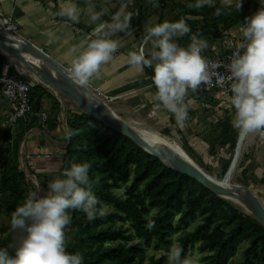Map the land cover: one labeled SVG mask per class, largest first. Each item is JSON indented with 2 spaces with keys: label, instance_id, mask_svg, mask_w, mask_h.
Listing matches in <instances>:
<instances>
[{
  "label": "trees",
  "instance_id": "16d2710c",
  "mask_svg": "<svg viewBox=\"0 0 264 264\" xmlns=\"http://www.w3.org/2000/svg\"><path fill=\"white\" fill-rule=\"evenodd\" d=\"M185 1L196 3V0ZM260 3L259 0H243L239 11L236 3L224 6L222 0H213L212 6L200 9L188 7L185 13L198 20H185L191 32L176 38V42L186 47L190 36L198 34L208 39L204 54L212 56L214 42L222 41L226 32L239 27L259 9ZM217 8H222L219 16L215 14ZM141 20V16L131 19L130 26L122 33L139 28ZM179 20L174 18L170 22ZM4 62V57L0 56V73ZM146 71L153 75L152 69L146 68ZM9 72L13 73L14 69L10 68ZM44 96L51 97L59 107L53 96L36 85L30 92V104L35 113L41 108ZM51 124L56 125L55 120H50L49 126ZM38 125L39 117L27 116L14 125L16 137L8 131L9 135L4 138L7 144L0 150V204L7 213H13L28 192L33 191L20 169L18 157L24 135ZM216 127L219 133L209 143L214 146L213 142H218V148L227 147L233 155L240 132L228 118ZM69 130L73 133L70 138ZM65 142L60 171L63 173L73 162L87 163L92 191L100 201L98 207L111 209L105 211L106 215L97 214L91 220L80 210H69L71 223L66 228V249L80 253L83 264H167L165 256H151L144 263L145 251L151 245L157 250H166L171 246L170 237L177 233H181L177 246L183 249V255L196 249L204 254V264H230L243 244L239 264H264V227L243 206L170 169L126 136L80 111H66ZM213 151L214 147L212 154ZM230 160H225L221 173L211 177L223 179ZM246 169L242 170L243 177ZM149 221L154 222L151 229L147 227ZM117 223L120 227H115ZM125 223L129 229L121 228ZM3 244L0 241V248H4ZM13 252L9 250L10 254Z\"/></svg>",
  "mask_w": 264,
  "mask_h": 264
},
{
  "label": "clouds",
  "instance_id": "9594fccd",
  "mask_svg": "<svg viewBox=\"0 0 264 264\" xmlns=\"http://www.w3.org/2000/svg\"><path fill=\"white\" fill-rule=\"evenodd\" d=\"M213 0H196L188 7L200 9L212 6ZM230 6V0H222ZM251 16L246 17L241 28L242 41L236 46L226 66L227 76L219 71L221 62L206 58L202 53L208 47L206 40L198 34L190 36L185 47L176 42L178 36L187 35L191 28L183 19L175 22L163 21L145 26L144 44H151L146 53L141 47L128 53V62L138 72L145 68L153 70L150 87L155 88L153 99L157 107H163L175 117L179 128L188 119L186 97L189 91L196 93L201 86L227 84L231 93L229 102L234 109L232 126L242 134L258 133L264 138V0ZM236 10L242 8V0H236ZM90 18L99 19L98 13L89 7ZM215 14H222L217 8ZM73 22L79 21L72 9L61 11ZM131 13L123 7L113 17L111 23H101L84 41L83 47L70 50L68 76L78 86H87L95 77L99 78L101 68L108 64L119 49V42L111 36L125 31L130 26ZM47 35L51 36L49 32ZM94 37V38H93ZM190 103V101H188ZM73 133L68 131V138ZM92 191L87 163H71L57 178L47 184V192H28L24 201L12 214L11 227L21 230L23 235L14 252L0 248V264H83L80 253H70L66 249V228L71 223L69 210L84 212L89 220L106 215L104 206ZM147 227H154L149 221ZM197 247L199 245L197 244ZM167 264H197L194 255H183V249L175 243L167 254Z\"/></svg>",
  "mask_w": 264,
  "mask_h": 264
},
{
  "label": "crops",
  "instance_id": "0c3cea01",
  "mask_svg": "<svg viewBox=\"0 0 264 264\" xmlns=\"http://www.w3.org/2000/svg\"><path fill=\"white\" fill-rule=\"evenodd\" d=\"M92 2L96 4L91 5ZM100 3L101 0H0V14L2 18L11 19L16 27L17 35L40 48L61 65L70 66V50L74 47H83L84 41L91 36L97 25L102 23V12L97 7ZM90 6L100 14L96 21L90 18ZM72 9L79 16L78 22L68 19L67 15H60L62 10L67 12ZM49 32L52 33L51 36L47 35ZM111 38L117 40V37L111 36ZM118 40L120 56L103 65L99 78L94 77L88 85L97 88L105 95L108 94L109 98H112H110L111 106L115 111L117 110L116 113L119 116L138 120L141 118L140 112L149 108L155 111V119L141 118L142 124L148 125L147 127L150 125V129H153V126L160 127V124H163L164 128L169 126L171 129V120L167 119L168 111L157 107L158 102L153 99L155 88L150 87L151 73L147 72L146 68L142 73L138 72L128 62L130 51H138L144 47L147 53L151 49V44H144L143 40L141 42L130 40L127 35L119 37ZM28 77L31 78L29 75ZM48 93L53 96L51 92ZM0 96H2L1 93ZM58 104L61 110L58 111L55 108L54 114L53 103L49 101V98H45L41 108L37 111V113L46 114L47 118L43 125L45 127L38 125L31 128L25 134L21 145L22 151L20 150L21 154L23 153L26 157L30 171L41 178L39 180L33 176L38 180L42 192H44L42 185L46 183L44 178H47L50 173H58L59 170L57 164L61 162L60 157L66 144V111H80L76 105L66 99H64L65 111L59 102ZM9 107L7 103L5 113ZM169 114L172 116L170 112ZM50 120H55L56 125L49 126ZM45 153L49 154L48 159H43L42 155ZM37 155L41 156L37 157ZM45 192H47V186Z\"/></svg>",
  "mask_w": 264,
  "mask_h": 264
},
{
  "label": "rangeland",
  "instance_id": "374dc122",
  "mask_svg": "<svg viewBox=\"0 0 264 264\" xmlns=\"http://www.w3.org/2000/svg\"><path fill=\"white\" fill-rule=\"evenodd\" d=\"M259 1L261 2V0ZM230 3L232 4L236 3V0H230ZM92 4H96V3L92 2L91 5ZM188 5L189 3H187L185 0H165V1H162V0H105L103 1L101 0V3L98 4L97 7H99L102 12L101 14L102 23H111L112 17L118 11H120L122 7L125 13L132 14L131 19L133 20L137 16H141L142 22L140 23L139 28L133 29L127 34H124L122 33V31H120L112 35L115 38L117 37L116 38L117 40L119 39V37H124L125 35H127L129 36L130 40L132 39V40L141 42L145 35L146 25H149V24L154 25L156 23H161L165 20L167 21L173 20L174 18H177L180 20L183 19L184 21L185 20H188V21L198 20L197 18L187 15L185 13L186 8H188ZM200 26L201 24H199L198 29L200 28ZM228 33L229 31L226 32L223 38L224 39L223 41H227V42L230 41L229 39H231V37L228 36ZM178 37H181V36H178ZM202 39L208 41V39L206 38H202ZM214 43L219 44V42H214ZM120 54H121L120 50L118 49V51L114 54L113 59L120 56ZM25 59L28 62L35 64L31 58L26 57ZM14 66H16L21 72H24L23 76L28 77L29 75L31 78H33L34 81H36L34 77L27 70H25L24 68L20 66L19 63H17ZM42 88L44 87L42 86ZM44 89L46 92L47 91L50 92L46 88ZM98 91L101 92L100 90ZM54 93L56 94V92ZM101 93L104 94L103 92ZM213 96H215L213 92L208 93L204 96H199V97H193L190 94H188V97L186 98V101H190V103L186 102L187 107H188V119L186 120L185 126L183 128H179L176 124L174 115L171 113L172 114L171 116L169 112H167V115H168L167 119H170L171 124H172L170 125L171 129L169 128V126L167 128H164L163 124H160V127L153 126V129H150L149 128L151 127L150 125L149 127H147L148 125H144L140 122L141 118H147L148 120L155 119L154 116L153 117L147 116L149 108L147 109L145 108L140 112L141 118H138L139 121L136 120L137 118L136 119L124 118V119L130 122L131 126L146 141H151L157 138L158 140L164 143H167L170 146L172 145L171 147L175 149L181 148L182 151L185 150L188 153V155H190V157L187 154L186 155L189 158H191L192 161H194L197 165H199L202 171H204L209 176H213L215 174L221 173L222 166L225 160H230V159L232 160V157L234 155V153L232 155L231 151L227 147L218 148V145H219L218 142H215V143L213 142L214 146L211 143H209V141H212L219 133V127H216V126H218V124H222V122L226 121L227 118L229 119V122L231 123L232 116L234 114V109L230 103L227 104L223 101L214 100ZM45 98H49V101L53 103L52 109H53L54 114H55V108H57L56 110L58 111L61 110V109H58L59 108L58 106L55 107L56 102L52 100L51 97L44 96L43 99L41 100V104L42 102H44ZM62 99L64 101L65 98H62ZM99 99L102 102H104L107 106L112 105L110 103L111 101L110 99L109 100L101 99V98ZM160 108L162 110L164 109L162 106ZM6 109H7V103L5 102V99L2 96H0V150L5 148L7 144V142L4 141V138L9 135L7 133L8 131L10 135L13 137H16V134H17V131H15V128H16L15 126L8 127L4 123V114H5ZM64 111H65V108H64ZM74 112H77V111H74ZM120 117H123V116H120ZM165 130H167V132ZM22 142H23V139L19 145L18 162L20 165V169L24 173L26 179L30 177V174H31V177L33 176L37 177V175H34V173L30 171L29 166L27 165L25 155L23 153L21 154L20 152V150L22 151V148H21ZM212 146L214 147V151H213L215 152L214 154L211 153V150L213 148ZM244 147L245 148L242 151V155H241L242 157L238 164L237 171L235 172L233 180L231 182V187H235L237 185L248 186L249 188H251L255 196L261 202L264 203V139L260 137L258 133H251L249 134V137ZM216 151H217V155H216ZM64 152L65 151L63 150L60 158H62V156L64 155ZM57 167L59 169L58 173H50L48 174L47 178H44L46 183L45 185H42L44 187V190H43L44 192L40 191L41 194L46 193L45 192L46 186L50 181L61 177L62 172L60 171V169L63 167L62 162L58 163ZM244 167L247 168L246 169L247 172H246V175L243 177L242 170ZM37 179L40 180L41 178L37 177ZM29 184L32 190L34 189L38 190L32 184L31 181ZM229 200L236 204L243 206L246 209V211L249 212L246 206H244L241 202L237 200H233V199H229ZM104 210L106 212L111 211L110 208H107ZM12 214L13 213H7L6 209L0 204V241L4 243L3 247L7 248L8 250H14V247L18 245L19 239L23 235L21 230L12 229L11 227ZM151 214L153 215L154 212H152ZM196 223L197 221L195 222V224ZM115 227H120V223H117ZM121 228L129 229V225L125 223ZM184 230L188 231V229H184ZM180 236H181V233H177L170 237L171 246L173 245V243L178 245V240ZM171 246H169L164 251L157 250L152 245L149 246L145 251L144 263H147L149 257L151 256H154L155 258H158L160 256H165L166 262H167V254ZM243 247H244V244L238 248V251L236 255L232 258L230 264H239L242 258ZM186 255H194L197 264H204L203 262L204 254H201L198 250L196 249L190 250Z\"/></svg>",
  "mask_w": 264,
  "mask_h": 264
},
{
  "label": "water",
  "instance_id": "95a60500",
  "mask_svg": "<svg viewBox=\"0 0 264 264\" xmlns=\"http://www.w3.org/2000/svg\"><path fill=\"white\" fill-rule=\"evenodd\" d=\"M0 50H2L3 53L1 54L7 61V56L13 57L22 68L27 70L34 77L38 85L49 90L60 103L62 109L64 108V101L62 98H65L76 105L83 114L98 120L105 127L126 136L136 146L159 159L170 169L190 177L210 192L222 198L233 199V193H235V191H242L247 196V206L250 209V213L264 227V206L255 196L251 188L245 185H237L234 188L235 190H231L225 188L226 185L223 183L236 159L237 144L242 133H240L237 138L234 155L223 176V180L217 181L196 166L187 156L183 157L171 148L160 146H158V148L152 147L126 122L119 119L109 107L86 86H78L73 83L63 65L21 36L6 31L3 34L0 33ZM24 54L37 58L43 64L44 70L36 69L28 64L24 58ZM76 89L88 96L91 102L86 100ZM53 91L56 92V94Z\"/></svg>",
  "mask_w": 264,
  "mask_h": 264
},
{
  "label": "built area",
  "instance_id": "2783aa9c",
  "mask_svg": "<svg viewBox=\"0 0 264 264\" xmlns=\"http://www.w3.org/2000/svg\"><path fill=\"white\" fill-rule=\"evenodd\" d=\"M0 22L6 32L17 34V30L15 25L12 23L10 18H2L0 14ZM244 25V22L237 28H233L229 31L228 36L231 37L230 41H219V44H214L213 46V55L206 56L203 51V55L214 61L221 62V67L219 71L224 74L225 76L228 75L226 72V66L229 63V58L231 57L232 53L235 51L236 46L242 41V32L241 28ZM226 39V38H225ZM0 56H3L0 53ZM4 57V56H3ZM5 59V57H4ZM70 66H64L66 71L69 69ZM10 68L14 69L13 73H10ZM25 78V79H24ZM38 85L36 81L31 78L25 77L21 74L17 67L13 66L9 61L5 59V62L2 66L1 73H0V93L2 94L3 98L6 102L10 105L9 110L4 115V123L6 126L11 127L16 124L18 120L25 119L27 116H36L39 117L40 126L44 128V123L46 121V114L44 113H35L32 110V106L30 104V92L31 90ZM154 87V86H153ZM87 88L98 98L107 99L109 100V96L102 94L98 91L97 88L87 85ZM213 92L215 96H213L214 100L223 101L229 104V96L231 93L228 91L227 84L224 88L219 86H201V88L196 92L192 93L189 91L193 97L204 96L208 93ZM156 113L154 110H149L147 116L155 117ZM264 139V138H263ZM41 155H37L40 157ZM43 159H48L49 154L45 153L42 155ZM28 179L32 182V184L36 187V189H40L38 184V180L33 177H28Z\"/></svg>",
  "mask_w": 264,
  "mask_h": 264
},
{
  "label": "bare ground",
  "instance_id": "6f19581e",
  "mask_svg": "<svg viewBox=\"0 0 264 264\" xmlns=\"http://www.w3.org/2000/svg\"><path fill=\"white\" fill-rule=\"evenodd\" d=\"M0 33H5V30H4V28H3V26H2V24L0 23ZM0 53H3L2 52V50H0ZM26 57H29V58H31L33 61H34V63L35 64H32V63H30V62H28L27 60V63L28 64H30L31 66H33L34 68H36V69H39V70H41V69H43V64L37 59V58H35V57H33V56H30V55H27V54H24V58H26ZM7 59H8V61L14 66V65H16V64H14V63H16L17 61L13 58V57H10V56H7ZM18 69V68H17ZM44 70V69H43ZM20 71V70H19ZM21 72V71H20ZM21 74H22V72H21ZM76 91L78 92V93H80L82 96H84V98L86 99V100H88L89 102H91V99L88 97V96H86L83 92H81V91H79L78 89H76ZM111 103V102H110ZM109 107V109L119 118V119H121V120H123L124 122H126L137 134H139L132 126H131V124H130V122H128V121H126L123 117H120V116H118V114L116 113V111L112 108V106L111 105H109L108 106ZM141 131V130H140ZM142 132V131H141ZM140 135V134H139ZM156 135V134H155ZM141 136V135H140ZM157 136V135H156ZM248 137H249V134H242V136H241V138H240V140H239V142H238V144H237V149H236V153H237V155H236V159H235V161H234V163H233V165H232V167L230 168V170H229V172L227 173V175H226V177H225V180L223 181V183L226 185L225 186V188H227V189H231V190H235L234 188L235 187H231V182H232V180H233V177H234V174H235V172L237 171V167H238V164H239V162H240V159H241V155H242V151H243V149L245 148L244 146H245V143H246V141H247V139H248ZM153 138V137H152ZM144 139V138H143ZM145 140V139H144ZM169 141V140H168ZM152 147H154V148H158V146H160V147H166V148H171L172 150H174L175 152H177L178 154H180L181 156H183V157H186L187 155H186V153L184 152V151H182L181 150V148H177V149H175V148H173V147H171L170 145H168L167 143H164V142H162V141H160V140H158L157 138L156 139H153V140H151V141H147ZM171 142V141H170ZM188 157V156H187ZM189 158V157H188ZM191 161H192V159L191 158H189ZM192 162H194V161H192ZM194 164L196 165V166H198L199 167V165H197L195 162H194ZM200 168V167H199ZM214 179V178H213ZM217 180V179H216ZM223 179H221V181H222ZM217 181H220V180H217ZM234 194V198H233V200H237V201H239V202H241L244 206H246V208L248 209V211L250 212V209H249V207L247 206L248 205V199H247V196L242 192V191H235V193H233ZM231 199V198H230ZM262 204H263V206H264V203L263 202H261Z\"/></svg>",
  "mask_w": 264,
  "mask_h": 264
}]
</instances>
